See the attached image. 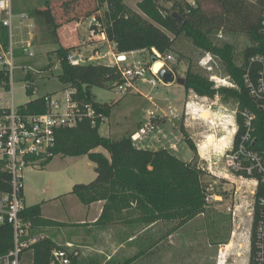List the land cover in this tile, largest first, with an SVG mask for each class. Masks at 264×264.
Here are the masks:
<instances>
[{"label":"trees","instance_id":"1","mask_svg":"<svg viewBox=\"0 0 264 264\" xmlns=\"http://www.w3.org/2000/svg\"><path fill=\"white\" fill-rule=\"evenodd\" d=\"M220 7V12L207 14L199 0L191 3L189 0L172 2L170 7H164L160 0H139V11L130 8L125 0H100L106 5L103 14L99 8L90 13L101 22V30L108 41L115 45L116 51L126 53L135 50H147L152 60H158L153 49L160 54L170 51L174 40L185 36L193 44L213 55L218 56L226 65L227 72L237 87H213V82L200 73L188 68L184 75V88L192 90L199 96L212 97L220 94L223 98L233 97L239 102V107L256 109L242 79L244 67L248 58L256 53L264 54V32L261 27V14L264 0H214ZM195 4V5H194ZM13 12H18L14 9ZM180 15V22L172 13ZM27 15L34 19L43 29V35L50 43L56 44L58 24L49 3L45 0L43 7H30ZM223 28L226 32H249L254 43L242 51L243 60L237 65L233 61V46L225 43L216 44L211 38L213 31ZM2 44H8V36L2 32ZM76 50V49H75ZM74 47L59 46L54 50L61 65L58 78L61 82L74 89L71 97L81 104L90 103L96 113L102 117L94 120L86 117L71 127L57 130L55 154L79 156L86 154L95 164L96 177L88 183H76L71 192L83 204L103 200L101 214L97 222L108 221L113 214L123 210L137 211L136 221L151 223L157 220L176 221L177 224L187 222L205 211V187L201 175L203 168L196 164L185 162L171 154L166 148L151 150L137 147L130 136L118 140L102 136L99 127L104 117L109 116L112 105L99 103L90 95L88 87L113 86L121 82L117 67L112 64L88 62L71 64L67 56ZM175 73V70L172 69ZM26 80L32 81L30 74ZM4 80L8 87V75L0 69V82ZM86 85L84 89L82 85ZM32 87L27 91H32ZM45 109L43 97L27 101L21 106V111L34 113ZM238 132L241 131V120ZM258 130L264 137L260 123ZM190 146L195 148L189 140ZM96 147L104 148L109 157L101 152L93 151ZM24 221L30 226L57 225L59 222L44 219L41 216V203L27 206L21 213ZM258 221V211L255 207L251 234L249 264H264L256 254L255 228ZM14 247L13 230L9 225L0 226V255H5ZM66 248L49 237L41 238L25 247L31 251V264H49L51 252L54 249ZM128 258L116 264H131ZM76 264V256L71 257V263Z\"/></svg>","mask_w":264,"mask_h":264},{"label":"rangeland","instance_id":"2","mask_svg":"<svg viewBox=\"0 0 264 264\" xmlns=\"http://www.w3.org/2000/svg\"><path fill=\"white\" fill-rule=\"evenodd\" d=\"M44 1L45 0H13V4L16 2L19 12H26L30 7L38 5L43 6ZM46 1L51 7L55 20L57 19V21L61 23L81 22L78 26V35L81 39L80 41L84 42L78 46L71 45L74 47V50L79 49L82 51L83 49H91V47H93L96 50L105 51L110 49L111 46L113 54L116 55L118 53L114 44L105 41L102 44L97 45V42L94 40H87L90 17L84 16H88L90 13L94 12L96 8H99L100 12L103 14L106 10V5L100 3V0ZM138 1L139 0H125V3L130 8L139 11L137 7ZM174 1L175 0H160V3L164 7H170ZM199 1L202 9L207 14L211 15L220 12V7L214 0ZM191 3H194V0H191ZM13 11L14 5L12 8V12ZM30 22L31 21L28 18H20L17 13H13V36L11 41L14 50V74L12 77V91L13 102L17 106L23 105L27 101L46 93L57 92L59 94H64L66 91L70 90V87L61 82L58 78V74L61 72V65L54 49L59 47V45H41L43 29L35 20L32 29V46L30 47L33 55H26L23 52L20 40L23 39L24 42L30 41V36L25 34L21 37L20 34L21 30L24 32L30 31ZM210 36L218 45L228 43L233 46V61L237 65L241 64L243 60V49L254 43L251 34L246 31L225 32L223 28H220L218 31H213ZM63 43L67 45L72 42L64 40ZM95 44L97 46H95ZM155 52L158 53L153 49V53L158 60L162 62V67L174 69L176 76L184 77L186 70L190 68L212 81L214 88L229 87L226 84H223L224 79L227 82H234L227 72L225 63L218 56L197 48L191 39L185 36L181 35L177 37L174 40L170 51H167L164 54L158 53V55ZM113 54H109V57L104 60L94 59L91 62L102 61L106 62V64L114 63L115 57ZM134 55L135 58L131 55L127 56V61H123L122 64L129 62L131 65L137 64L145 66L146 68L148 67L144 78L148 80L147 82L143 83L142 80L137 79L134 81L132 87L122 93L117 91L114 86L88 87L89 93L95 101L112 105L111 115L101 122L99 131L102 136H109L108 133H105V130L108 124H110L112 128H114V132L110 133L111 139L114 140L120 139L132 130H138L140 126L146 123L145 116H147L148 111L154 112L157 105L166 106V100L175 98L173 97V91H166V87L162 84L159 76H152V71L149 70V66L158 60L152 61L151 63L152 56L147 50L135 53ZM1 56L0 52V67L2 66ZM25 74H30L33 78L31 81L33 84L32 91L25 90ZM134 86L139 87L141 93L135 91ZM82 87L85 89L86 85L83 84ZM188 92L193 98H195V107H193V109L195 110V108H197V110L190 113H185L186 110L179 112L178 120L175 124L184 138L185 134L186 136H190V133L204 132V136L201 137L202 140L200 141V146L205 145L209 148L211 147V150H209L208 153V148H206L207 152L205 151L203 158H201L202 161H199L198 159V157L201 156L197 155V158L194 157L193 162H196L199 166L203 167V174L201 175L203 184L216 181L215 192L218 196H222L223 199L218 200V197L217 200L205 203V211L202 213L203 215L201 214L196 218L194 217V224L208 227L210 233L207 234L206 237H209L212 242L218 239H223L224 235L227 234L228 229L230 230V228L233 227L235 220L231 210H226V208L228 206H234L236 201L243 200L245 202L244 215L239 219L237 218V221H240L241 228L244 232L245 230L247 231V229L251 232L252 217L250 215L249 206L253 201V197L249 193L246 183L237 182L238 191L235 192V185L227 183L221 178V175L224 173L221 156L222 152H219L216 148H212L213 144L211 142H213L214 139L210 136L213 133H232L231 126L227 122L226 127L222 130L223 121H220L214 113L218 112V108L221 105L227 108V111L225 112H233L234 115V111L237 108L236 101L233 97L223 98L220 94H216L212 97L205 96L207 98H203L204 96H199L192 90H189ZM186 118L193 119L189 128H186L184 125ZM198 130H200V132H198ZM151 134L152 133H149L147 137ZM179 145L185 151L180 153L179 156L186 159L190 155L188 153L190 148L184 139L181 140ZM98 150L105 154L108 153L102 147H98ZM93 174L94 163L86 154L79 156L56 154L43 166L38 165L35 167H26L22 171L23 199L25 206H31L37 202L39 203L40 200L47 196L46 192H48V194H59L69 191L75 183H88L93 179ZM222 204L225 205L222 207ZM64 205L65 201L62 200L60 204L53 206L50 211L54 212L59 211L60 209L62 210ZM130 213H132L130 215L135 217L134 211ZM120 223H123V221H120ZM131 224H134L135 227L138 226L137 221L135 223L132 222ZM31 231V234H28L30 236L34 233L33 229ZM24 237L22 240H24ZM216 252L217 251H215L213 247L209 251V255H211V264L214 262V253ZM31 259V251L24 250L22 252L21 263L31 264ZM225 261L223 263H225Z\"/></svg>","mask_w":264,"mask_h":264},{"label":"built area","instance_id":"3","mask_svg":"<svg viewBox=\"0 0 264 264\" xmlns=\"http://www.w3.org/2000/svg\"><path fill=\"white\" fill-rule=\"evenodd\" d=\"M12 8L13 0H0V13L3 14L1 24L7 28L8 36L6 47L0 42L2 55L0 69L4 70L9 78L7 88L4 80L0 82V226H11L14 241L13 249L5 255H0V264H22V247H25L22 238L27 235L30 227V222L24 221L21 217L22 211L26 208L23 199V169L29 166H43L56 155L54 149L58 129L74 126L86 117L93 120L102 117L100 113L95 112L90 103L81 104L72 99L73 88L64 94L52 92L42 95L45 107L43 111L25 113L21 111L22 105L14 104ZM20 17L25 15L22 13ZM261 27L264 32V8L261 14ZM101 28L102 22L92 15L88 26L89 38L98 39L100 36L105 38ZM31 46V40L21 42V48L26 55H33ZM113 56L115 61L111 64L117 67L121 77V82L113 84L117 91L125 92L133 86L135 80L145 78L148 67L131 65L129 62L122 64L123 61H127L125 53H117ZM67 59L71 64L94 60L93 57H85L75 51L69 52ZM170 70L173 71L171 68ZM242 79L256 109L239 107V102H236L232 142L221 155L224 167L221 178L235 185V192L238 191L237 182L247 184L249 193L253 197L249 206L252 219L255 207L258 211L255 228L256 254L261 261H264V137L257 133V122L264 131V54L256 53L248 58ZM223 84L237 87L234 82H227L225 79ZM31 86H33L32 82L26 80L25 90ZM153 114L150 111L151 116L146 123L130 135L135 146L138 147L139 142L153 131L155 127ZM237 117L240 118L242 127L238 133ZM215 184L216 181L204 184L205 203L217 200ZM77 255L78 251L73 245L68 244L66 248L52 250L49 264H70L71 257Z\"/></svg>","mask_w":264,"mask_h":264},{"label":"crops","instance_id":"4","mask_svg":"<svg viewBox=\"0 0 264 264\" xmlns=\"http://www.w3.org/2000/svg\"><path fill=\"white\" fill-rule=\"evenodd\" d=\"M189 1L191 2V0ZM13 5L14 9H17L18 11L19 8L17 7L16 2ZM34 7L42 8L43 6L38 5ZM13 13H17L19 17L20 14L23 13L25 17L20 18H28L31 21L29 25L31 27L30 31L24 32L21 30L20 34L21 37L28 34L31 40L34 19L30 18L27 13L23 11ZM0 15V42L2 43L1 34L2 32L6 34L7 28L2 26V14ZM55 21L58 24L56 28L58 42L56 44L59 46L70 47L71 45L78 46L84 42L80 41L81 39L78 35V26L81 22L61 23L57 21V19ZM88 38L89 33L87 40H94L97 42V45L102 44L105 41L113 44L108 41L106 37L103 38L102 36L98 39ZM64 40L71 41L72 43L66 45L63 43ZM22 41L23 39L20 40V42ZM49 44L54 43H50L49 38L42 35L41 45ZM96 44L95 46H97ZM83 50L80 51L79 49H76L74 51L85 57H93L95 60H104L109 57V54H113L111 46L110 49L105 51H99L93 47H91V49ZM143 51L145 50H135L126 52L125 54L126 57L131 55L135 58V53ZM99 63L106 62L101 61ZM161 68H163L162 65L158 71L155 72L153 70V64L149 66V70L152 71V76L154 77H158L157 74ZM147 81V79L142 80L143 83ZM162 84L166 87V91H173V97L175 98L166 100V106H156V110L153 112V116H155L153 119L155 127L151 132L152 134L141 140L138 147L151 150L166 148L177 158L198 165L196 162H193L194 157L197 158V155H200L201 157H198V159L199 161H202L201 158H203L206 148H208V153L209 150H211V147L209 148L205 145L200 146V141L202 140L201 137L204 136V132L190 133V136H186L185 134L184 138L175 124L178 120L179 112L186 110L185 113H190L197 110V108H195V110L193 109V107H195V98L185 90L183 85H179L176 82H162ZM134 89L141 93L139 87L134 86ZM203 98L207 97L204 96ZM225 111H227V108L220 105L218 112H215L214 114H216V117L219 118L220 121H223L222 130L226 127L227 122L231 126L232 133H213L210 135L214 139V141L211 142L213 144L212 148L218 149L219 152H223L226 147L231 145L233 131L235 129L233 112L231 111L232 113H228ZM149 112L150 111H148L147 116H145L146 121L151 116L149 115ZM110 115L111 111L109 116ZM109 116L104 117L103 120ZM192 121L193 119L186 118L184 124L185 127L189 128ZM135 131L137 130H132L124 136H130ZM113 132L114 128L108 124L105 130V133L109 134L107 137L111 138L110 133ZM198 132H200V130H198ZM182 139L187 142L190 148L188 151L190 155L186 159L179 156L180 153H183L184 151L179 145ZM189 140L195 148L190 146ZM93 151L103 153L98 150V147L94 148ZM103 154L109 157L108 153ZM95 177L96 172L94 171L93 179ZM71 189L59 194L45 193L47 196L39 201V203H41V216L44 219L59 222V224H35L30 226L26 235V237H29H24L23 240L25 246L44 237H49L56 243L65 247H67L68 244H71L73 245V248L78 251L76 264H116L128 258H133L131 264H211V255H209V251L213 247V249L217 251L214 253L215 259L213 264H249L250 230L247 229V231L245 230L244 232L241 228L240 221H237L244 215L245 202L243 200L236 201L234 206H228L226 208V210H231L235 219L233 227L230 228V230L228 229V232L224 235L223 239H218L212 242L209 237H206V235L210 233V229L205 226L194 224V219L201 214L179 225L176 221L157 220L147 223L139 220L137 221L138 226L135 227L134 224L131 223L136 222L135 218L138 216V213L134 211V217L130 215L132 214L130 212H133L132 210H123L118 214H113L108 221L97 222L104 201L99 200L90 204H83L78 200L76 195L71 192ZM218 197V200H223L222 196ZM62 200L65 201L62 210L60 209L59 211L54 212L50 211L53 206L60 204ZM224 205L225 204H222L221 206L223 207ZM120 221H123V223H120ZM32 229L34 233L30 236L28 234H31L30 231ZM223 260H226L225 263H223Z\"/></svg>","mask_w":264,"mask_h":264},{"label":"water","instance_id":"5","mask_svg":"<svg viewBox=\"0 0 264 264\" xmlns=\"http://www.w3.org/2000/svg\"><path fill=\"white\" fill-rule=\"evenodd\" d=\"M173 17H176L180 22L183 21L182 17L178 14H176L175 12L172 13ZM155 61V60H153ZM159 79L163 82V83H170V82H176L179 85H183L184 84V77H179L176 76L175 73L173 71H171L168 68H161L159 70L158 73Z\"/></svg>","mask_w":264,"mask_h":264},{"label":"bare ground","instance_id":"6","mask_svg":"<svg viewBox=\"0 0 264 264\" xmlns=\"http://www.w3.org/2000/svg\"><path fill=\"white\" fill-rule=\"evenodd\" d=\"M161 62H160V60H158V61H155L154 63H153V70L155 71V72H157L158 71V69L161 67Z\"/></svg>","mask_w":264,"mask_h":264}]
</instances>
